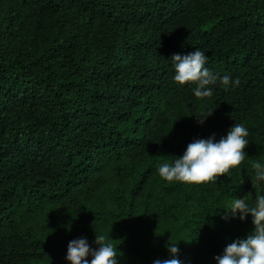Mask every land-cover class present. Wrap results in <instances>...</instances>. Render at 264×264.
<instances>
[{
    "label": "trees",
    "instance_id": "1",
    "mask_svg": "<svg viewBox=\"0 0 264 264\" xmlns=\"http://www.w3.org/2000/svg\"><path fill=\"white\" fill-rule=\"evenodd\" d=\"M195 48L239 84L200 99L175 82L171 55ZM234 122L248 128L239 165L198 184L158 175ZM257 160L264 0H0V264H69L68 242L95 248V235L118 264L166 259L177 242L181 264H216L253 228L222 215L262 191Z\"/></svg>",
    "mask_w": 264,
    "mask_h": 264
},
{
    "label": "clouds",
    "instance_id": "2",
    "mask_svg": "<svg viewBox=\"0 0 264 264\" xmlns=\"http://www.w3.org/2000/svg\"><path fill=\"white\" fill-rule=\"evenodd\" d=\"M174 69L173 80L179 85L194 83L191 91L194 97L204 99L212 96L214 86L222 84L236 87L239 78L220 75L207 66V55L200 48L187 54L171 55ZM212 112V111H211ZM198 117L199 122L211 114ZM248 128L242 122H234L219 139L215 134L207 138H194L187 143L179 156L171 155L156 168L158 175L165 181L203 183L226 173L230 168L239 165L247 156L244 151L249 143ZM252 184L261 187L260 194L251 202L244 196H235L223 211L222 218L244 220L251 216L252 230L242 238L227 243L222 252L214 257L216 264H264V160L252 163ZM96 247L90 246L86 237L71 239L67 244L65 259L69 264H118L117 253L120 252L104 235H95ZM168 258L154 259L152 264H181L178 258V242L166 246ZM90 257V259H88Z\"/></svg>",
    "mask_w": 264,
    "mask_h": 264
},
{
    "label": "rangeland",
    "instance_id": "3",
    "mask_svg": "<svg viewBox=\"0 0 264 264\" xmlns=\"http://www.w3.org/2000/svg\"><path fill=\"white\" fill-rule=\"evenodd\" d=\"M256 192H257V187L256 186H252L251 189H250V191H249V193H248V195L250 197H254L256 195ZM239 196L242 197V195H239Z\"/></svg>",
    "mask_w": 264,
    "mask_h": 264
}]
</instances>
